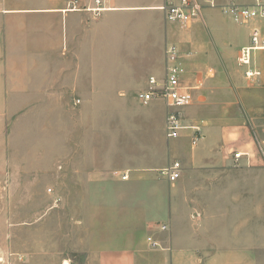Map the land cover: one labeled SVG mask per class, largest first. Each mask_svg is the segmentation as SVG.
<instances>
[{
  "label": "crops",
  "instance_id": "obj_1",
  "mask_svg": "<svg viewBox=\"0 0 264 264\" xmlns=\"http://www.w3.org/2000/svg\"><path fill=\"white\" fill-rule=\"evenodd\" d=\"M11 1L0 0V123L27 113L28 140L41 127L44 148L25 169L43 173L49 213L63 207L71 251L86 264H264V50L239 63L264 19H233L229 0H199L185 28L167 19V0ZM170 44L186 81L201 84L180 138H167L162 101L142 106L136 125L125 117L99 132L98 108L166 77ZM176 161L172 183L160 171Z\"/></svg>",
  "mask_w": 264,
  "mask_h": 264
},
{
  "label": "rangeland",
  "instance_id": "obj_2",
  "mask_svg": "<svg viewBox=\"0 0 264 264\" xmlns=\"http://www.w3.org/2000/svg\"><path fill=\"white\" fill-rule=\"evenodd\" d=\"M41 2L11 1L15 7H34ZM253 3L254 0H229V5L223 8L234 5L249 7ZM123 96L124 104L97 109L99 132L120 130L125 117L130 125L137 124L145 105L136 100V94ZM26 114L5 116L4 122L0 123L3 125V130H0V264L5 263L9 252L23 255L25 264H86L81 253L71 251L72 242L77 239L76 233L61 204L58 211L49 213L48 193L39 189L47 186L43 173L36 176L34 170L25 169L27 160L31 164L33 159H39L37 155L44 148L41 127L34 129V140L26 139L23 121L31 118ZM38 118L39 112L32 117ZM60 201L58 198L57 203Z\"/></svg>",
  "mask_w": 264,
  "mask_h": 264
},
{
  "label": "built area",
  "instance_id": "obj_3",
  "mask_svg": "<svg viewBox=\"0 0 264 264\" xmlns=\"http://www.w3.org/2000/svg\"><path fill=\"white\" fill-rule=\"evenodd\" d=\"M98 2V1H97ZM207 3L215 7L214 0H207ZM167 15V19L182 27H187L199 20L202 16L203 4L199 0H167L166 5L162 9ZM223 13L229 15L237 21L248 22L255 18L264 19V0H254L253 5L249 7L228 6L223 8ZM250 47L241 50L239 63L244 66L251 65V57L254 51L264 50V33L259 29H254L251 33ZM167 74L163 80L151 77L148 81V88L137 94L136 99L143 105H149L153 101H162L168 109V118L166 122L167 138L178 139L184 128V119L181 110L187 108L194 101L193 92L201 89V84H192L186 81V67L182 62V54L180 48L175 44H170L166 51ZM248 77L253 74L247 72ZM193 145H197L205 138L203 132L199 128H194ZM244 154L238 152L234 155L235 160H239ZM182 170L179 162H174L172 167L160 171L161 175L166 177L169 182L176 181ZM161 230H167V226L163 225ZM153 248L160 247L153 238H149ZM26 260L23 255L9 252L4 264H25Z\"/></svg>",
  "mask_w": 264,
  "mask_h": 264
}]
</instances>
